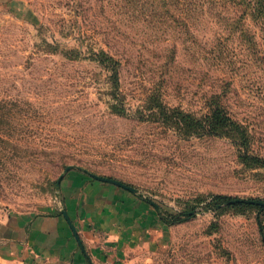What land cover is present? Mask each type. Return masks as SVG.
I'll return each mask as SVG.
<instances>
[{
    "label": "rangeland",
    "instance_id": "1",
    "mask_svg": "<svg viewBox=\"0 0 264 264\" xmlns=\"http://www.w3.org/2000/svg\"><path fill=\"white\" fill-rule=\"evenodd\" d=\"M130 1L0 0V264H41L5 232L72 211L74 175L95 199L109 186L125 198L111 193L128 245L89 264H264V207L226 203L264 201V58L207 16L173 32ZM101 50L120 63L118 86L91 57ZM216 96L241 128L193 134Z\"/></svg>",
    "mask_w": 264,
    "mask_h": 264
},
{
    "label": "trees",
    "instance_id": "2",
    "mask_svg": "<svg viewBox=\"0 0 264 264\" xmlns=\"http://www.w3.org/2000/svg\"><path fill=\"white\" fill-rule=\"evenodd\" d=\"M130 2L137 10L147 7L148 17L152 22L173 32H185L191 27L192 22L207 16L230 38L241 42L252 55H256L258 59L264 58V51L261 53L259 51L260 45L264 46V0H131ZM75 53L77 57L82 54L79 50H75ZM91 57H95V61L104 68L111 66L112 80L118 86L119 61L104 50ZM213 99L206 106L208 110L205 117H207L208 126H197L193 134L227 136L229 127L241 128V123L234 121L224 108L221 99L217 96ZM162 107L169 112H178L176 108H171L166 104L161 105ZM112 111L118 115H124V109L120 106H115ZM163 120L169 121L166 116ZM178 134L186 135V132H178ZM229 201L226 202L229 205L245 204ZM178 217L170 216L165 222L173 225L179 221Z\"/></svg>",
    "mask_w": 264,
    "mask_h": 264
},
{
    "label": "crops",
    "instance_id": "3",
    "mask_svg": "<svg viewBox=\"0 0 264 264\" xmlns=\"http://www.w3.org/2000/svg\"><path fill=\"white\" fill-rule=\"evenodd\" d=\"M72 177L76 176L66 178L62 187L66 197L69 198L70 195L72 197L70 200L72 211H67L68 216L78 232L87 256L82 252L63 216L35 219L30 223L27 234L23 231L24 223L22 225L19 223L17 226L12 219L9 224L12 223L14 227L8 228L5 232L7 235L4 238H8L7 241H11L12 246H20L24 239H29V242L40 249L45 256L41 264H89L88 258L95 263L96 259L102 257V253L106 256L105 254L112 248L124 246L125 243L128 245L130 241L131 236L127 237L124 229L120 232L118 219L115 217L116 214L114 215L117 212V205L121 203H118L117 197L112 196L111 193L123 198L122 192L109 186L106 188L109 193L108 198L95 199L92 192L83 193L84 187L87 186L83 178L73 181ZM84 203L87 204V208H83ZM96 204H101L104 208H97ZM100 210H103V222L97 219ZM119 211L128 212L124 208H120Z\"/></svg>",
    "mask_w": 264,
    "mask_h": 264
},
{
    "label": "water",
    "instance_id": "4",
    "mask_svg": "<svg viewBox=\"0 0 264 264\" xmlns=\"http://www.w3.org/2000/svg\"><path fill=\"white\" fill-rule=\"evenodd\" d=\"M72 169H73V166H68V167H66L64 169L63 173L60 175V177H59V179L57 181V187L59 186L62 177L68 171H70ZM86 173L90 177L94 178L95 180H98V181H101V182H106V183H109V184H113V185L119 186V187H121L123 189H126V190L130 191V192H135V190L133 188H131L130 186H127V185H125V184H123V183H121V182H119L117 180H113V179H109V178H103V177L94 175L92 173H88L87 171H86ZM230 203H246V204H254V205H258V206L264 207V201H260V200L235 199V200L230 201ZM62 215L65 218L66 222L68 223V225H69V227H70V229H71V231H72V233L74 235V238L76 239V241H77L78 245L80 246L82 252L86 255L85 250H84V247H83L82 242H81V240H80V238L78 236L77 230H76L73 222L70 220L68 214L64 210L62 211Z\"/></svg>",
    "mask_w": 264,
    "mask_h": 264
}]
</instances>
